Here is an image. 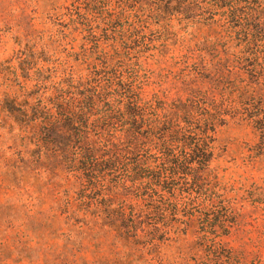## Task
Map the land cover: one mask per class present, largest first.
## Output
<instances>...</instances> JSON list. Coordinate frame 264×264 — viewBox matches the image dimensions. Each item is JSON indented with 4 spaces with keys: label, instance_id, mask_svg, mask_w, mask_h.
Returning a JSON list of instances; mask_svg holds the SVG:
<instances>
[{
    "label": "rangeland",
    "instance_id": "374dc122",
    "mask_svg": "<svg viewBox=\"0 0 264 264\" xmlns=\"http://www.w3.org/2000/svg\"><path fill=\"white\" fill-rule=\"evenodd\" d=\"M261 24L264 0H0V104L16 112H0V264H264V40L250 37ZM108 83L90 138L67 156L39 122L14 121L25 102L65 106L59 90ZM134 101L217 111L208 167L155 189L154 142H116ZM75 152L95 166L68 168ZM120 210L145 237L98 219Z\"/></svg>",
    "mask_w": 264,
    "mask_h": 264
},
{
    "label": "trees",
    "instance_id": "16d2710c",
    "mask_svg": "<svg viewBox=\"0 0 264 264\" xmlns=\"http://www.w3.org/2000/svg\"><path fill=\"white\" fill-rule=\"evenodd\" d=\"M261 27L264 29V25L261 24ZM250 37L253 40L263 41L264 33L260 30ZM36 73L41 75L40 71ZM69 89V94L62 91V89L58 92L59 96L68 95L69 98L67 100L69 103L67 105L63 106L66 103L53 100L49 101L45 107L34 105L32 108H29L27 102H25L24 106H26V109L24 111H17L20 115L14 119L16 124L23 126L35 125L37 122L43 125V131L45 132L43 138L54 148H59L60 146L62 149L59 148V150L62 156H67L69 151L70 153L72 150L75 151L77 147L73 145L76 146V144L89 137L88 130L93 125L90 122V118L95 116L96 111H99L98 108L101 102H104V97L112 94L109 92V89L112 90L109 83L99 89L91 90L90 88L81 86L74 88L71 85H69ZM152 105H148L147 103L139 105L134 101V103H130L127 106V110L124 111L123 109L122 113L118 112L123 130L126 128V131L122 132V135H116V142L118 145H121L124 136L129 137L131 145L134 142L133 140H150L154 142L159 156V161H157L158 174L151 179L152 181L155 180V183L153 182L155 189L159 188L160 185H167L168 182L175 181L178 176L181 177L187 175V173H190L194 179L196 175L192 174L196 170L204 171L212 159L213 152L207 139L210 132L214 134L219 122L217 120L218 117H216L217 111L200 108L201 106L198 105L202 113L199 116H195L193 114V107L184 110H172L168 107ZM27 106L32 111L31 114L27 113L29 111ZM0 112L7 113V116H14L15 110L12 103L4 102L0 104ZM104 114L103 116L100 115V120L103 119V121L107 120L110 122L112 117L107 113ZM191 122H193L192 125L198 124L193 127L190 125ZM191 127L194 131H190ZM140 129L145 132V136L140 134ZM97 136L100 138L99 143L101 145L103 143H111L109 140H106L112 136V134H109V131L104 130L102 134ZM50 137H56L59 141L56 138H52L53 141H51ZM56 143L59 146L55 145ZM36 146L39 148V141H37ZM91 150H95V145L91 146ZM91 153H88L89 158H87L75 152L76 156L72 158L73 160L68 159L67 161L68 168H72L70 166L72 164L73 168L76 165L77 167L81 165L82 167H78L80 171L89 172L96 162V159L92 157L93 153L90 157ZM131 153H135V151L133 150ZM112 158L114 160L110 159L112 164L109 161L105 163V166L109 165L108 169L105 170L109 173H117L119 171L116 169L121 165V156L114 155ZM137 177L136 181L141 180L140 176L137 175ZM141 187L143 186H136L138 189ZM121 211L100 213L98 219L101 221V224H108L109 228H114L122 239H133L136 241L145 237L144 226H137L138 224L140 226L139 217H136L132 213L125 215ZM132 232L133 236L127 235V233L131 234Z\"/></svg>",
    "mask_w": 264,
    "mask_h": 264
}]
</instances>
